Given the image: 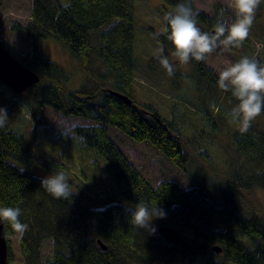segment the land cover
<instances>
[{"label":"trees","instance_id":"obj_1","mask_svg":"<svg viewBox=\"0 0 264 264\" xmlns=\"http://www.w3.org/2000/svg\"><path fill=\"white\" fill-rule=\"evenodd\" d=\"M162 2L175 9L182 0ZM191 7L194 10L193 0ZM135 11L133 0H32L29 23L12 27L31 52L14 55L0 42L22 65L43 76L22 99L37 122L35 128H44L45 108L96 122L95 126L75 127L71 140L78 138L84 148L94 150L113 181L99 196L104 201L102 208L83 202L76 192L69 199H55L41 188L42 178L32 172L48 165L8 123L0 128V207H19L20 220L28 225L18 239L24 264H264V219L256 213L245 215L236 198L253 188L264 190V130L258 125L252 124L246 133L240 128L232 133L237 159L227 185L215 189V200L202 186L184 188L165 180L152 187L109 137L108 127L116 128L135 142L149 143L175 167L187 171L190 158L181 139L173 134L172 122L151 104L132 102L129 106L118 96L132 101ZM197 13V27L212 32L218 19ZM50 37L79 60L85 77L78 88H69L70 74L42 54L40 43ZM156 37L164 51L150 65H161L159 57H168L166 50L173 52L165 32ZM97 63L106 70L95 68ZM188 64L195 78L220 91L231 109L237 104L231 92L217 86L218 76L206 61ZM258 117H264V112ZM73 182L68 178L70 187ZM127 203H144L153 216L158 215L152 211L157 208L163 218L154 219V231L137 228L131 223ZM172 223L178 225L177 245L158 232L159 227ZM4 231L7 264H13L11 241L16 235L7 222ZM45 242H51V257L44 261L41 249Z\"/></svg>","mask_w":264,"mask_h":264},{"label":"rangeland","instance_id":"obj_2","mask_svg":"<svg viewBox=\"0 0 264 264\" xmlns=\"http://www.w3.org/2000/svg\"><path fill=\"white\" fill-rule=\"evenodd\" d=\"M133 2L136 10V65L133 70L132 102L135 105L151 104L162 118L172 122L173 134L181 139L190 158L187 171L175 167L149 143L135 142L116 128L108 127L109 137L152 187L165 180L177 182L184 188L202 186L206 194L215 200V189L227 185V176L234 159H237L231 135L240 125L231 121L228 115L231 105L223 94L197 80L193 67L179 63L169 50L166 51L175 69L173 74L164 72L166 70L161 65L149 64L161 53L156 35L164 32L163 17L175 9L165 5L162 0ZM31 6L32 0H0V42L14 55L31 52L30 45L12 28L14 24L26 26L29 23ZM193 7L195 12L215 16L218 21L226 20L230 24L235 19L232 0H193ZM40 48L46 58L64 67L70 74L69 88L75 89L81 85L85 75L79 60L69 50L51 38L41 42ZM245 56L264 63V0L257 8L249 35L241 46L230 49L221 45L207 58L206 65L219 76L222 70ZM94 67L106 70L98 63ZM38 75L43 80L42 74ZM28 95L29 89L15 93L0 82V107L7 109L11 130L24 136L30 148L48 165L47 169L36 168L32 172L44 178L62 171L67 178H73L70 191L76 192L83 202L97 208L105 206L99 196L113 184L105 162L94 150L84 148L78 138L73 141V136L66 138L61 135L66 126H95L97 123L84 118L65 117L51 108H45L44 128H35L37 122L22 102ZM252 124L264 130V117H257ZM61 165L64 169H61ZM236 198L245 215L256 213L264 219V190L253 188L236 194ZM127 205L131 209L136 207ZM177 224L172 223L167 227L176 230ZM11 246L13 264H24L17 236L12 239ZM41 257L44 261L51 257V242L42 245Z\"/></svg>","mask_w":264,"mask_h":264},{"label":"clouds","instance_id":"obj_3","mask_svg":"<svg viewBox=\"0 0 264 264\" xmlns=\"http://www.w3.org/2000/svg\"><path fill=\"white\" fill-rule=\"evenodd\" d=\"M260 4L261 0H232L234 21L230 24L226 20L218 21L212 32H206L197 27L198 13L192 9L191 0H182L174 12L163 17L164 32L173 48L172 56L181 64L192 60L203 62L221 45L225 48L241 46L249 35ZM163 51L161 48L160 52ZM159 62L168 74L174 73V66L167 56L161 55ZM217 86L225 93L231 92L236 99L237 104L228 115L239 123L241 133H246L252 122L264 112V66L245 56L219 73ZM8 121L7 109L0 107V128H5ZM74 131L75 125H71L60 132L62 136L71 138ZM40 185L55 199H69L75 194L70 191L68 178L62 171L42 178ZM127 211L135 227L149 231H154L151 222L155 218H163L162 211L157 208L152 211L158 215L150 214L144 203H138L135 209ZM20 216L19 207H0V221L7 222L18 239L28 231V225L21 222Z\"/></svg>","mask_w":264,"mask_h":264},{"label":"water","instance_id":"obj_4","mask_svg":"<svg viewBox=\"0 0 264 264\" xmlns=\"http://www.w3.org/2000/svg\"><path fill=\"white\" fill-rule=\"evenodd\" d=\"M0 82L7 85L15 93H23L41 82L37 72L25 67L17 61L6 49L0 46ZM127 105L132 101L123 95H118ZM159 234L169 243L177 245L180 236L177 231L162 226L158 228ZM105 249V247H103ZM220 252V249H216ZM8 243L4 231V222L0 221V264H7Z\"/></svg>","mask_w":264,"mask_h":264},{"label":"bare ground","instance_id":"obj_5","mask_svg":"<svg viewBox=\"0 0 264 264\" xmlns=\"http://www.w3.org/2000/svg\"><path fill=\"white\" fill-rule=\"evenodd\" d=\"M51 38V37H50ZM44 40V39H43ZM41 42V41H40Z\"/></svg>","mask_w":264,"mask_h":264}]
</instances>
